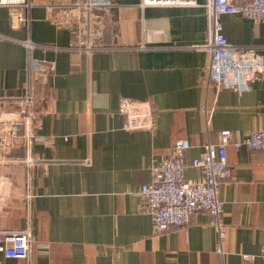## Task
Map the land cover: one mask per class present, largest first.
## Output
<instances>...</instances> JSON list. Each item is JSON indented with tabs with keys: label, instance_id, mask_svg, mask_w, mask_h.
<instances>
[{
	"label": "crops",
	"instance_id": "1",
	"mask_svg": "<svg viewBox=\"0 0 264 264\" xmlns=\"http://www.w3.org/2000/svg\"><path fill=\"white\" fill-rule=\"evenodd\" d=\"M110 2L88 19L77 9L64 14L71 0H33L21 27L0 6V112L17 110L12 99L25 93L31 56L53 67L34 79L39 119L28 151L37 163L0 162V231L32 234L27 258L0 253V264H264V151L233 146L264 131V73L243 93L208 81V0ZM61 14L69 25L58 26ZM219 20L230 43L264 57V20ZM81 41L101 49L75 50ZM225 130L233 168L218 188L221 254L211 215L157 233L140 189L179 139L191 145L186 180H202L191 162Z\"/></svg>",
	"mask_w": 264,
	"mask_h": 264
},
{
	"label": "built area",
	"instance_id": "2",
	"mask_svg": "<svg viewBox=\"0 0 264 264\" xmlns=\"http://www.w3.org/2000/svg\"><path fill=\"white\" fill-rule=\"evenodd\" d=\"M194 1L142 0V4L184 6ZM111 5L110 0H71L69 5L64 6L63 12L66 14L77 9L79 15L84 13L90 19L95 9ZM0 6L9 8L12 26L29 24L26 13L34 7L33 0H0ZM207 8L210 15V36L204 48L211 52L208 81L217 90L228 88L239 93L251 90L253 83L264 73V57L252 46L230 43L225 37L219 18L224 14H240L248 19L264 20V0H208ZM67 20L62 16L55 21L58 26L65 27L70 24ZM83 43L81 41L75 50L90 53L101 49L99 45L84 47ZM25 44L29 52H32L34 43L27 40ZM52 70V66H46L44 62L30 57L25 93L12 99L19 104L17 110L10 116L0 112V162L25 163L29 166L37 163L28 151L35 138L34 126L39 119L33 109L36 99L34 79L37 73L46 74ZM128 117H133L132 111ZM232 137L230 130L222 131L219 144L208 143L201 155L192 160L191 166L202 173L203 178L200 181L192 182L185 178V157L191 146L187 139L177 140L171 157L153 168V179L141 187L140 195L145 201L143 210L152 216L157 233L183 227L190 222L193 214L206 212L215 219L220 241L217 251L223 253L222 242L226 232L220 220L223 202L218 197V188L220 182L232 174L233 166L227 156V147ZM233 146L237 152L244 147L264 151V131L251 132L244 138L234 140ZM0 237V253L5 257L21 259L29 256L32 245L29 228L0 231Z\"/></svg>",
	"mask_w": 264,
	"mask_h": 264
},
{
	"label": "rangeland",
	"instance_id": "3",
	"mask_svg": "<svg viewBox=\"0 0 264 264\" xmlns=\"http://www.w3.org/2000/svg\"><path fill=\"white\" fill-rule=\"evenodd\" d=\"M1 117V116H0ZM2 118V117H1Z\"/></svg>",
	"mask_w": 264,
	"mask_h": 264
}]
</instances>
